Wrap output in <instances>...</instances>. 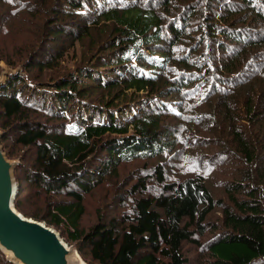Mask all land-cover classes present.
Listing matches in <instances>:
<instances>
[{
  "label": "trees",
  "instance_id": "1",
  "mask_svg": "<svg viewBox=\"0 0 264 264\" xmlns=\"http://www.w3.org/2000/svg\"><path fill=\"white\" fill-rule=\"evenodd\" d=\"M2 62L21 213L88 264H264V0H0Z\"/></svg>",
  "mask_w": 264,
  "mask_h": 264
},
{
  "label": "water",
  "instance_id": "2",
  "mask_svg": "<svg viewBox=\"0 0 264 264\" xmlns=\"http://www.w3.org/2000/svg\"><path fill=\"white\" fill-rule=\"evenodd\" d=\"M7 73L0 74V84L6 81ZM1 136L0 131V249L16 264H86L54 227L25 216L15 207L18 183L14 168L18 161L7 157Z\"/></svg>",
  "mask_w": 264,
  "mask_h": 264
},
{
  "label": "rangeland",
  "instance_id": "3",
  "mask_svg": "<svg viewBox=\"0 0 264 264\" xmlns=\"http://www.w3.org/2000/svg\"><path fill=\"white\" fill-rule=\"evenodd\" d=\"M80 52H81L80 46L77 44L76 45L75 54L72 53L70 55V57L66 59V62L64 63V65L66 67H73L76 63H78L80 61V59H81ZM1 65L3 67V70L0 72V74H2L3 72H7L8 71V73L6 74L8 76V75H10L12 73H16V72L20 71V68L13 69L11 67H8L6 65V63H4V62H2ZM12 70H15V72H13ZM0 131L2 132V135H3V131L1 129H0ZM2 146H3V144H2ZM3 149H4V147H3ZM6 155H7V153H6ZM7 157H8V155H7ZM9 159L18 161V164L20 163L19 158H14V159L9 158ZM142 165H143V161H136V162H133L131 164L123 165L120 168V170H119V176L118 177L113 178L111 180H108L106 182H102L101 183V187L96 191L95 194H93V195L90 194L89 196H87L86 202L88 203V205H87V208H86V213L81 219V224H80L81 227H84V229H88L92 225H94L95 223H97L99 221L100 214H99L98 207H100L101 205H103L107 201H109V199L114 195V193H115V191L117 189V185L120 182L124 181V184H123L124 188L127 187V185H130L134 181L133 179H134V175L136 173V170L139 167H141ZM16 166H15V168H16ZM15 168H14V175H15ZM15 179H16V177H15ZM210 185L214 188L213 192H214V194L216 196H219V197L225 196V192L224 191L217 190L216 186H214L213 183L210 184ZM220 216H221V212H220V210H218L212 216V219L215 220V221H220ZM69 246L75 247L74 244H69ZM0 252H1L2 255H5L6 258H7V255L1 249H0ZM185 253H186V255L188 257H190V264H196L198 262V260H199V257H201V256L203 257L202 260L204 261V259L207 258V256H208L207 252H206V254L205 253H200L199 250L196 248V246H194L191 243H186V245H185ZM13 263L16 264L15 262H13ZM86 264H88V262H86Z\"/></svg>",
  "mask_w": 264,
  "mask_h": 264
},
{
  "label": "bare ground",
  "instance_id": "4",
  "mask_svg": "<svg viewBox=\"0 0 264 264\" xmlns=\"http://www.w3.org/2000/svg\"><path fill=\"white\" fill-rule=\"evenodd\" d=\"M78 252V251H77ZM78 255L81 257L80 253L78 252ZM82 258V257H81ZM83 259V258H82ZM84 264V263H83Z\"/></svg>",
  "mask_w": 264,
  "mask_h": 264
}]
</instances>
